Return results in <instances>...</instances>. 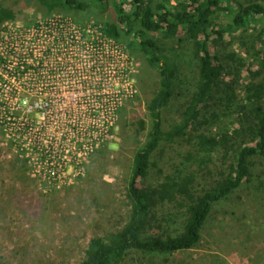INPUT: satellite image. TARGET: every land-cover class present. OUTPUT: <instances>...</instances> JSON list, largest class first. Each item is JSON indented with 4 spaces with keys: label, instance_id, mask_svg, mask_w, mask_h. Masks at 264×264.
I'll return each mask as SVG.
<instances>
[{
    "label": "rangeland",
    "instance_id": "1",
    "mask_svg": "<svg viewBox=\"0 0 264 264\" xmlns=\"http://www.w3.org/2000/svg\"><path fill=\"white\" fill-rule=\"evenodd\" d=\"M80 1L85 11L52 13L34 0L0 1L8 8L24 6L21 20L0 24V264H78L93 238L122 229L129 219L130 167L148 139L146 101L158 91L159 77L147 79L145 95L137 99L140 60L125 37L109 40L102 32L113 19L112 6L108 0ZM252 1L264 4L235 0L232 12L215 15V26L233 24L239 6ZM253 33L227 32L212 48L224 65L242 61L243 67L232 77L235 105L228 106L221 86L205 108L221 114L212 134H227L231 148H219L206 163L185 164L197 184L226 172L241 145L243 137L233 133L242 127L240 118L246 120L236 105L244 104L249 67L258 64L243 43ZM183 34L157 36L180 70L175 97L164 110L166 128L180 120L197 80L188 43L179 42ZM174 145L163 144L154 155L150 183L159 171L164 177L184 161L190 146ZM253 161L254 173L264 178V161ZM250 189L245 185L225 206L236 214L218 213L198 249L158 257L155 264H264V204L257 209ZM185 203L156 204L153 233H181Z\"/></svg>",
    "mask_w": 264,
    "mask_h": 264
},
{
    "label": "trees",
    "instance_id": "2",
    "mask_svg": "<svg viewBox=\"0 0 264 264\" xmlns=\"http://www.w3.org/2000/svg\"><path fill=\"white\" fill-rule=\"evenodd\" d=\"M6 1V0H0ZM49 13L58 9L85 11L87 4L80 0H34ZM112 6L113 19L106 22L103 34L109 39L128 40V48L142 65V75L138 78L137 96L145 95L147 79L157 74L158 91L146 101L150 130L148 139L134 156L130 167L127 199L130 215L126 225L105 236H97L90 242L85 258L78 264H155L158 257H171L180 252L199 248L204 230L224 211V216H233L229 211L236 193L250 184L252 200L262 209L264 204L263 174H255L253 160L264 161V4L252 1L241 6L233 24L218 28L214 17L218 12H232L235 0H108ZM24 6L8 8L0 4V24L16 23L23 18ZM255 29L244 45L257 59L258 64L249 67L251 82L243 105L237 104L241 128L234 130L237 139L243 137L241 145L234 150L233 161L226 172L220 173L212 182L197 184L196 173H188L185 164L206 163L219 148L229 149L230 137L226 134H212L213 127L221 119V114L207 112L205 108L221 86L227 89L228 106L237 101L232 77L239 74L243 62L238 67L222 63L212 48L218 40H223L227 32ZM184 34L179 42L188 43L194 68L197 73L196 85L180 120L165 127L164 110L170 107L176 94L179 79V64L176 56L167 55L160 45L158 35L164 38ZM214 35L217 38L214 39ZM132 37V39H131ZM130 38L131 40H129ZM247 41V42H246ZM229 59L236 60L235 55ZM237 63V62H235ZM231 78V83L226 78ZM140 79V80H139ZM140 86V88H139ZM209 114V115H208ZM247 126L244 127V124ZM141 130L146 122L139 121ZM249 138L252 145L248 143ZM163 144L170 147L177 144L190 146L182 155L183 162L168 175L162 171L151 183L154 155ZM186 201L187 219L183 230L176 236L159 235L152 231V208L158 204H172Z\"/></svg>",
    "mask_w": 264,
    "mask_h": 264
},
{
    "label": "built area",
    "instance_id": "3",
    "mask_svg": "<svg viewBox=\"0 0 264 264\" xmlns=\"http://www.w3.org/2000/svg\"><path fill=\"white\" fill-rule=\"evenodd\" d=\"M109 40H112V39H109Z\"/></svg>",
    "mask_w": 264,
    "mask_h": 264
}]
</instances>
